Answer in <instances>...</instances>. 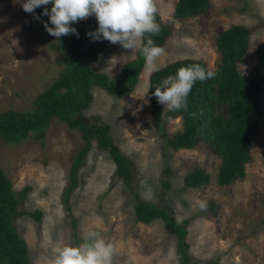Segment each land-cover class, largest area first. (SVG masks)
Here are the masks:
<instances>
[{
  "label": "rangeland",
  "instance_id": "obj_1",
  "mask_svg": "<svg viewBox=\"0 0 264 264\" xmlns=\"http://www.w3.org/2000/svg\"><path fill=\"white\" fill-rule=\"evenodd\" d=\"M174 1L156 0L159 18L171 26L158 67L189 56L203 59L212 70L219 60L214 38L229 24L241 23L250 29L249 48L236 66L239 72L248 73L256 59L254 46L264 42V0H209L204 12L185 18L173 17ZM23 2L0 0V110L30 108L34 96L57 76L64 63L60 53L47 44L56 40L43 27L48 17L34 19L35 14L23 11ZM97 27L94 16L84 20V46L94 42L86 33ZM134 50L109 42L92 68L114 75L123 61L133 57ZM147 76L143 64L134 88L124 97L91 86L92 102L82 114L109 123L112 141L133 161L132 190L166 207L177 220L188 218L187 264H264V81L259 92L262 111L244 176L219 185L214 180L219 157L200 135L193 147L166 155L165 137L181 128V119L176 115L161 128L152 121L148 96H143ZM82 145L79 130L57 117L49 119L42 139L27 136L8 142L0 138V167L12 188L30 185L22 208L41 210L39 220L27 214L12 220L26 241L29 263L44 264L56 244L78 245L84 232L95 230L113 244V264H178L171 231L159 219L146 224L134 220L132 195L115 175L112 160L93 141L77 171L69 210L64 208L62 191L69 165ZM164 166L171 174L161 172ZM194 166L207 171L209 180L199 187H184L182 177ZM163 178L169 181L167 187L161 184ZM209 199L214 202L211 210L207 208Z\"/></svg>",
  "mask_w": 264,
  "mask_h": 264
},
{
  "label": "trees",
  "instance_id": "obj_2",
  "mask_svg": "<svg viewBox=\"0 0 264 264\" xmlns=\"http://www.w3.org/2000/svg\"><path fill=\"white\" fill-rule=\"evenodd\" d=\"M45 7L50 9L51 4ZM208 7L209 0H175L172 15L175 18L192 17ZM42 12L43 7H40L34 14L43 16ZM156 20L161 31L152 39L161 47L171 33V26L168 22H163L158 14ZM71 27L77 30L78 37L69 34L60 37L59 41L47 42L49 47L60 53L64 63L57 76L34 96L31 107L0 110V138L8 142H18L27 136L42 139L51 117H57L68 127L78 129L83 145L76 150L69 165L68 182L62 191L64 208L69 210L68 198L77 186V171L93 141L95 148L105 152L112 160L115 175L132 195L134 220L146 224L159 219L173 235L178 264H187L188 218L177 220L166 207L145 200L132 190L133 161L112 141L109 123L97 122L98 116L87 118L82 114V110L92 102L93 85L114 97L126 96L134 88L143 67L142 54L135 49L133 57L123 61L118 73L114 75L94 70L92 63L109 42L99 40L84 46V20L72 23ZM249 30L244 24L231 23L218 32L214 44L219 60L211 70L216 76L194 84L187 97L186 109L175 112L168 111L167 108L163 110L152 91L182 66L199 64L208 70L203 59L179 57L167 61L158 67V71L148 73L147 76L148 109L152 121L161 128L166 120L176 115L181 119V128L165 137V145L168 146L166 155L170 156L180 148L193 147L200 135L208 144L210 152L219 157L214 176L219 185H227L233 178L244 176V164L248 161L251 139L262 111L259 92L264 81V42H258L254 46L256 59L248 73L239 72L236 66L249 48ZM161 172L164 175L171 174V169L164 166ZM208 180L209 173L200 166H194L182 177L184 187H199ZM161 184L167 187L169 181L163 178ZM29 189V184L13 189L0 167V264H30L26 241L12 222L20 214L40 219L39 208L25 210L21 206ZM213 204V200L209 199L207 208L213 209ZM70 220L71 225L75 226V220L72 217ZM210 263L217 264L213 261Z\"/></svg>",
  "mask_w": 264,
  "mask_h": 264
},
{
  "label": "clouds",
  "instance_id": "obj_3",
  "mask_svg": "<svg viewBox=\"0 0 264 264\" xmlns=\"http://www.w3.org/2000/svg\"><path fill=\"white\" fill-rule=\"evenodd\" d=\"M49 4L50 9L45 7ZM21 7L30 14L43 7L42 15L48 17V22H42L43 27L58 41L69 34L78 37L79 33L71 24L94 16L98 27L94 32L86 33L88 37L94 41L119 44L125 50L138 49L144 59L145 70L148 73L159 70L156 62L165 50L152 39L161 31L156 20V0H24ZM34 19L40 20V17L34 15ZM215 76L214 71L199 64L182 66L174 75L163 79L152 95L168 111L186 109L187 97L194 84ZM114 253L112 243L107 242L100 232L90 230L82 234V242L78 245L56 244L44 264H113Z\"/></svg>",
  "mask_w": 264,
  "mask_h": 264
}]
</instances>
